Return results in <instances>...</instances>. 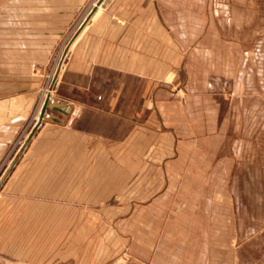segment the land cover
Returning a JSON list of instances; mask_svg holds the SVG:
<instances>
[{
    "label": "crops",
    "instance_id": "1",
    "mask_svg": "<svg viewBox=\"0 0 264 264\" xmlns=\"http://www.w3.org/2000/svg\"><path fill=\"white\" fill-rule=\"evenodd\" d=\"M94 1L0 0V7L21 12L0 15V187L5 185L0 202L8 200L21 215L46 221L55 209L65 216L68 206L82 201L91 205L98 189L107 192L114 181L109 162L115 143L138 141L143 144L137 172L139 218L146 223L145 217H176L170 220L175 225L171 233H176L170 263H209L203 250L209 227L194 224L186 194L162 188L190 182L185 174L189 160L179 154L177 159L162 156L172 149L161 141L171 134L186 136L192 126L176 98L153 91L163 60L168 65L175 56L168 44L171 34L163 31V19L154 13L158 1L99 0L53 69L68 32ZM48 85L50 106L21 153L19 141ZM115 135L122 138L115 142ZM147 136L153 138L148 147ZM174 142L180 153L185 145ZM149 150L153 154L146 162ZM163 157L170 161L163 162ZM213 213L215 225L220 218L224 222L223 207ZM195 256L201 259L195 261Z\"/></svg>",
    "mask_w": 264,
    "mask_h": 264
},
{
    "label": "rangeland",
    "instance_id": "2",
    "mask_svg": "<svg viewBox=\"0 0 264 264\" xmlns=\"http://www.w3.org/2000/svg\"><path fill=\"white\" fill-rule=\"evenodd\" d=\"M98 1L68 32L53 69ZM157 1L154 13L171 34L168 44L175 56L168 65L163 60L153 91L176 98L192 126L186 136L173 133L161 141L172 149L162 156L180 155L190 163L185 169L190 182L163 185V191L186 194L194 224L209 227L203 250L210 261L204 264H264V0ZM20 13L0 7V15ZM48 91L50 85L19 148L38 123ZM121 138L115 135L114 141ZM173 138L185 145L180 153ZM151 142L147 136L146 146ZM139 144L115 143L109 162L114 181L108 191L98 189L91 205L68 206L65 216L55 209L46 221L21 215L8 200L0 202V264H174L170 253L176 233H171L175 225L170 220L176 217H145V223L137 213ZM152 154L146 152V162ZM222 207L225 220L215 225L213 211Z\"/></svg>",
    "mask_w": 264,
    "mask_h": 264
},
{
    "label": "water",
    "instance_id": "3",
    "mask_svg": "<svg viewBox=\"0 0 264 264\" xmlns=\"http://www.w3.org/2000/svg\"><path fill=\"white\" fill-rule=\"evenodd\" d=\"M96 8H97V7H96ZM96 8H95L94 11L92 12V14L95 13ZM64 58H65V55H64ZM60 69H61V64H60V67H59L58 71H60ZM50 103H51V97H50V95H49V96L46 98L45 103H44V105H43V108H42V111H41V114H40V117H39V121H38V123L36 124V126L34 127V129H33V131L31 132V134L29 135V137H28V139H27V141H26V144L22 147L21 153H22V151L25 149L26 145L31 141V139L33 138V136L35 135V133L37 132V130L39 129V127L41 126V124H42V122H43V120H44V118H45V116H46L47 110H48V108H49V106H50Z\"/></svg>",
    "mask_w": 264,
    "mask_h": 264
},
{
    "label": "built area",
    "instance_id": "4",
    "mask_svg": "<svg viewBox=\"0 0 264 264\" xmlns=\"http://www.w3.org/2000/svg\"><path fill=\"white\" fill-rule=\"evenodd\" d=\"M49 92V91H48ZM48 92H46V95L48 94Z\"/></svg>",
    "mask_w": 264,
    "mask_h": 264
}]
</instances>
